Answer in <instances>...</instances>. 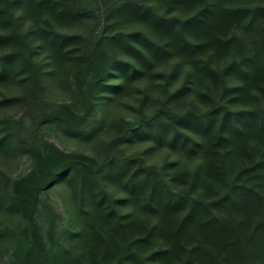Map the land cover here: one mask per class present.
<instances>
[{"label":"trees","instance_id":"trees-1","mask_svg":"<svg viewBox=\"0 0 264 264\" xmlns=\"http://www.w3.org/2000/svg\"><path fill=\"white\" fill-rule=\"evenodd\" d=\"M0 264H264V0H0Z\"/></svg>","mask_w":264,"mask_h":264},{"label":"rangeland","instance_id":"rangeland-1","mask_svg":"<svg viewBox=\"0 0 264 264\" xmlns=\"http://www.w3.org/2000/svg\"><path fill=\"white\" fill-rule=\"evenodd\" d=\"M49 93L53 98H59L62 99V95L60 93V90H57L54 86L49 87ZM124 108V105H120ZM106 108L112 112L114 110L113 104H107ZM122 109V108H120ZM124 112V111H122ZM48 137L55 141L61 148L65 150H83V151H91L90 146L88 144H83L79 139L66 136L60 131L56 129H48L47 133ZM11 159V162L9 163L6 168L9 170L10 173L13 175H17L23 172H26L28 168L30 167V160L27 156L23 155H7ZM69 189L66 185V181H61L57 183L51 190H50V196L54 200V203L58 207V209L63 213L64 215V221L63 225H67L69 217H70V202H69Z\"/></svg>","mask_w":264,"mask_h":264}]
</instances>
